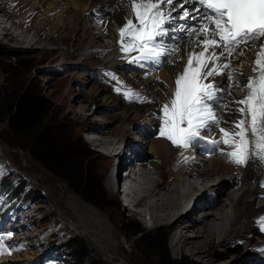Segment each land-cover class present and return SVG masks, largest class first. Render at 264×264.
Wrapping results in <instances>:
<instances>
[{
    "label": "bare ground",
    "instance_id": "obj_1",
    "mask_svg": "<svg viewBox=\"0 0 264 264\" xmlns=\"http://www.w3.org/2000/svg\"><path fill=\"white\" fill-rule=\"evenodd\" d=\"M47 1L35 0V5H45ZM161 7L169 8L170 6L161 5ZM171 7H174L175 11H177L175 4ZM44 9L54 16L53 22L55 24L49 34L50 40L53 39L52 35H55L63 28L61 24L64 22L67 24L66 28L69 33L77 31V29H81L84 33L90 26L92 33L95 34L96 29L92 24V18L90 16L85 17L84 14H91L93 18L96 17L98 19L97 24L102 22L100 27L103 33L99 31L97 33L98 36L104 37L107 34L112 38L113 43L112 45H103L104 47L101 45L103 50L107 51L106 54L108 56L106 60L98 64L96 69L101 67H105L107 70L120 68L123 65V57H139L140 55L139 52L121 50L119 44V29L121 25L126 23L127 18L134 17V12L130 8V0H56L48 7L44 6ZM69 9L72 10V16H67L68 19L66 20ZM31 13L28 11L26 16ZM26 16L24 19H26ZM0 17H2L0 19V39L2 41H11L23 48L42 49L41 52L47 54L49 51L57 50L48 49L45 45L46 43H43L38 37L29 35L27 32L16 34L13 30L17 29L18 21H14V16L7 15L5 9L1 7ZM4 19L7 21L13 19L12 27L2 28L3 22L1 20L5 22ZM82 22L85 24L80 27L78 23ZM75 24L78 25V28H75ZM65 30L63 29L62 33ZM127 38L130 40V37H126V42L128 41ZM198 39L203 40V37ZM60 41L53 42L57 44ZM196 41L195 36L184 41L179 53L172 58L174 63L161 64L159 70L152 69L149 71L147 68L145 71H148L150 80L137 79L135 75H132L133 79L129 84L133 87V93L130 92V98L124 95L129 90L123 88L121 83L115 82V90L125 96L127 102L140 104L132 99L141 101V97L136 95H140L139 93L143 94L144 104L141 107H124L121 110V105H123L121 99L113 95V98L108 97L107 99L103 95L105 94V88L90 79V85L92 84L93 86L83 102L92 101L91 103L95 106L99 103L101 106L111 105L115 110V114L112 119L110 118L109 123L113 125L119 122L128 123L127 126L133 130L129 131L127 127L122 128L119 125L117 130L112 131V133L102 132L104 127H98L94 121L86 119V122H83L79 127V132L86 135L87 142L94 146L95 150H101L107 158L109 157V161L106 162L108 169L111 166L115 168L114 173L109 172L111 176L108 179L105 178L107 179L105 186L107 189H105L108 190L109 195L115 201L120 195L122 188L121 180L124 178V174L121 171L123 169L130 170L126 180H128V189L134 194L132 199L136 201V205L141 206L144 213L149 215L152 227L167 228V232L171 234L170 247L173 254H189L191 258H196L201 264H264V251H262L264 250V230H262L264 201L259 202V209L253 208L258 200L264 199V187L263 189L260 188L261 184L264 183V162L253 161L250 167L236 165L230 157L226 156V153L234 150L230 145L221 144L207 148L197 145L184 149L177 148L170 141L159 139L163 137L160 134L159 137L158 133L157 136L159 138L156 137L157 139L152 140L150 137L159 126H162L163 119L158 120V117L163 116V105L166 103L170 104V98L173 96L175 89V77L183 67L188 53L193 50L196 52L200 51V48L196 46ZM98 43L101 44L97 41L90 43L91 47L89 50L101 48ZM37 45H41V47ZM256 50L252 48L246 56L237 57L234 55L231 58V68L225 70L232 73L231 79L218 75L208 78L209 81L219 82V87L224 90L223 94H219L224 102L214 109L218 115L219 123L214 126V131L208 132L209 138L213 141H221L223 133L220 132V128L231 130L233 122L241 115L235 111L238 107H241V105L234 102L239 99L237 84L245 81L247 77L255 75L251 71L250 65L254 59L252 53ZM78 51H80V48ZM66 56L64 52H60L58 57L56 56L58 63H63ZM224 62L227 61L222 57L216 63L220 65ZM240 73L245 75H240ZM115 75H117V72L107 73L105 80H111ZM79 78H81L80 83L83 86L89 84L84 76L81 75ZM79 78L71 76L70 80H78ZM205 82L207 83L208 81ZM84 90L83 92H85ZM69 93H71V89L67 91V94L64 93L63 95L68 97ZM101 95H103L102 100L99 98ZM78 113L82 114V111ZM108 127L106 126L105 129H108ZM209 127H213L211 122H209ZM203 131L202 129L201 137ZM158 132H160V128ZM133 133H141L143 135V140L139 137V134L136 136L135 141L141 143L138 147H148L150 149L149 154L142 153L137 146L132 148V144H129L130 142H127L125 146L122 145L123 147L121 146V142L125 138L129 141L130 139L134 140L132 135L135 134ZM112 135H116L118 138ZM233 139L238 140L239 138L233 137ZM191 149L195 153H200L201 156L208 153L206 162L198 159L195 154L190 155L191 152L188 154ZM198 161L203 162V164ZM204 163H209V165L206 167ZM135 166L140 167V175L143 177V182L138 184L132 174ZM166 170L171 171V174L166 172ZM163 176L166 177L165 179L170 180V184L166 183ZM250 182L255 185H250ZM234 188H237L236 191H227V189ZM123 206L126 208V205L123 204ZM82 207H84L82 208V212L84 210V218L88 214L91 216V220H96V224L92 232L89 231V227L81 229L78 226L79 234L87 238L91 237V242L108 255L109 259L114 260V255H118L123 246L118 244L116 239H113L112 230L108 228L109 222L98 215L97 210H93L86 205ZM123 214L121 212V215ZM189 223L193 225L191 226ZM83 225L85 226L84 223ZM72 227L77 229V226ZM109 229L110 231L107 232ZM191 229L194 230L195 234L188 236ZM252 235H258L260 241L256 242L255 237ZM227 241H230V243L237 241V243L234 244L229 252L220 253L218 249ZM243 245L244 248L241 247ZM242 250H244L243 255L238 254ZM229 255L242 256L238 260H223ZM10 258L12 257L2 258L0 264L9 262ZM14 260V262L17 261V259ZM29 260L32 259L27 258L26 261ZM10 261L12 260L10 259Z\"/></svg>",
    "mask_w": 264,
    "mask_h": 264
},
{
    "label": "rangeland",
    "instance_id": "obj_2",
    "mask_svg": "<svg viewBox=\"0 0 264 264\" xmlns=\"http://www.w3.org/2000/svg\"><path fill=\"white\" fill-rule=\"evenodd\" d=\"M55 1L48 0L47 3L45 2V5L36 6L35 0H11L12 9L9 8V11L2 7L3 4L0 3V7L5 9L6 14L14 16L15 20L18 21L17 25L20 27L16 25L17 28L24 26L27 28L23 31H16L14 29L13 31L16 34L27 32L29 35L38 37L43 43H46L45 45L48 49H57L52 52L49 51L47 54L42 53V49L33 50L26 47L24 49L16 43L0 39V156H3L2 162L5 161V171L11 172L15 170L17 174H22L23 180L27 179L26 182H29V188L34 191L31 197L22 200L23 204L21 205H17V202L8 204L0 198V237H4L3 245L5 253L0 255V260L3 257H12L10 258L12 261L9 259V262L2 264H39L40 259L44 261L45 259H49L57 264H201L196 258H191L189 254H173L170 247L171 234L167 232V228L152 227L149 220L144 221L137 218L135 214H131L129 208L127 209V207L123 206L121 194L116 201L111 198L105 186L107 179L111 176L109 172L114 173L115 168L111 166L108 169L106 162L109 161V157L107 158L101 150H95V147L87 142L86 135L79 132V127L83 122H86V119L94 121L98 127H104V131L102 132L112 133V131L117 130L119 125L122 128L127 127L129 131L132 129L127 126L128 123L119 122L114 125L109 123L115 114V110L111 105L101 106L99 103L95 106L91 103L92 101H83L93 86L92 84L90 85L91 79L96 84H100L102 88H105V94L103 95L107 99L108 97L113 98V96L121 99L124 105H121V110L124 107H141L144 104L142 99L143 94L136 91L140 94L136 96L141 97V101L132 99L140 104L127 102L125 96L115 90L114 85H116L115 82L121 83L123 88L133 93V87L129 84L133 79L132 75H135L137 79L150 80L148 78L149 74L146 77L143 76L142 71L143 68H146V64L143 62L129 63L128 58L123 57V65L120 68L107 70L105 67H101L100 69H96L98 64L106 60L108 56L106 54L107 51L102 48L104 47L103 45H112L113 43L112 38L107 34L104 37H99L97 34L99 30L96 27L95 34L92 33L90 26H88V29L84 33L81 29L69 33V30L66 28L67 24L64 22L61 24L63 28L55 35H52V40L57 42L61 40L60 43L56 44L50 40L49 34L52 32L55 24L53 22L54 16L48 13L44 9V6L48 7ZM28 11L32 13L26 16ZM25 16L26 19H24ZM67 16H72V10L69 9L66 20L68 19ZM84 16H90L94 26L97 24L98 19L96 17L93 18L91 14H84ZM1 22H3L2 28H6L7 26L4 25V21L1 20ZM84 24L83 22L78 23L80 27H83ZM78 25L75 28H78ZM63 29L66 30L62 33ZM93 41L100 42L101 44L98 43V46L100 45L99 47H101L102 45V47L89 50L91 47L90 43ZM37 46L41 47V45ZM79 48L80 51H78ZM60 52H64L67 55L63 63H58L57 57ZM58 69L60 70V74L55 73V70ZM152 69L148 67L149 71ZM112 71L117 72V75L111 80H105V75L107 73L110 74ZM81 75L89 82L88 85L83 86L80 83L81 78L79 77ZM71 76H76L79 79L70 80ZM27 87L41 93L50 101L52 108L47 118L48 126L49 129L55 132L56 146L68 165L67 167L70 171H73L79 182H83L89 186L94 184L100 186V198L93 197V203L85 200L59 176L53 174L44 164L35 160L30 150L23 149L30 145L31 135L29 133L18 135L10 129L7 118L10 99ZM69 89H71V93L66 97L63 94H67ZM103 95L99 97L101 100L103 99ZM80 111H82V114L78 113ZM162 119L163 116L158 117V120ZM106 126H109L108 129H105ZM159 128L161 126L150 136L152 140L157 139L156 137L159 136ZM133 134L135 135H131L132 138L134 137V140L130 139L129 141L125 138L122 140L121 146H125L127 142H130L129 144H132V148L133 146L138 147L141 143L135 141L136 136L140 134L139 137L142 140L144 137L141 133ZM112 136L116 137V135ZM137 139L139 138L137 137ZM159 139L167 140L165 138ZM205 141L207 140H202L203 145L207 146L211 144V146H214L211 142L205 143ZM221 144L223 143L221 142ZM142 147L139 146V150L144 154H149L150 149L146 146ZM188 154H195L198 159L205 162L208 159V154L201 156L200 153H195L193 149ZM200 164H203V162H200ZM207 165L209 163H204V166L207 167ZM59 170H61L59 173L63 175L64 170L60 168ZM166 172H170L171 174L169 170H166ZM163 178L165 179L166 177L163 176ZM165 181L170 184V180L165 179ZM73 185L80 187L74 183ZM250 185L255 184H251L250 182ZM5 187L7 188V184L2 183L0 185V192H4ZM260 188L263 189L262 186ZM236 189H227V191H236ZM261 201H264V199L258 200L253 208L259 209V202ZM83 205L97 210L98 215L109 222L108 228L112 230L111 235H113V239H116L117 243L123 246L118 255H114V260L109 259L108 255L98 249L91 242V237L87 238L79 234L78 226L81 229L89 227V231L92 232L96 224V220H91L90 215L87 214V217L84 218V210L82 212ZM121 212L124 214L121 215ZM136 223L142 227V232L137 233ZM72 226H77V229ZM159 234L163 236L164 243L166 241L168 252L161 251L159 242L156 240ZM194 234V230L191 229L188 236ZM252 236L255 237L256 242L260 241L258 235ZM144 238H151L149 239L150 242L148 244L147 242H143ZM70 240L78 242V246H75ZM191 240L194 241L193 239ZM229 243L230 241H227L221 246L218 249L219 252H229L237 241ZM83 247L85 248V254L83 253L84 256L82 255L81 257L78 256L77 259L75 251L77 248L79 251ZM241 247L244 248V245ZM123 249L124 251H122ZM244 250L238 254L244 253ZM229 256L223 260H238L241 258V256L235 257L236 255ZM168 257L170 260H168ZM19 258L21 259L19 260ZM27 258L32 260L26 261ZM14 259H17V261L14 262Z\"/></svg>",
    "mask_w": 264,
    "mask_h": 264
},
{
    "label": "snow or ice",
    "instance_id": "obj_3",
    "mask_svg": "<svg viewBox=\"0 0 264 264\" xmlns=\"http://www.w3.org/2000/svg\"><path fill=\"white\" fill-rule=\"evenodd\" d=\"M196 2L201 6L196 12L203 10L198 17L201 23L198 28L186 29L185 25L174 21H187L191 14L185 9L180 16L173 17L172 12L176 9L171 6L175 0H130L134 17L127 18L119 29L120 48L125 52H139V57H134V60L161 65L174 63L171 56L178 50V46L166 49L164 37L176 31L203 36V40L196 41L200 51L188 53L183 67L175 77L170 104L166 103L162 108L160 136L177 148L187 149L200 143L202 129L206 132L214 131V126L219 123L214 109L224 102L217 95L224 90L219 87V82L209 81L208 78L220 75L231 79L232 73L225 70L231 68L233 55L246 56L256 47L250 65L255 75L237 84L239 99L234 102L241 107L235 111L241 115L233 122L231 130L220 128L223 138L214 143L218 145L222 142L232 146L234 150L226 153V156L236 165L250 167L253 161L264 162V0ZM161 5L170 7L166 11ZM191 18L197 19L195 16ZM126 37H130L127 42ZM172 39L177 37L172 36ZM222 57L227 62L218 65L216 62ZM124 95L131 97L130 92ZM209 122L213 127H209ZM261 186L264 187V183ZM3 239L0 237V255L5 254Z\"/></svg>",
    "mask_w": 264,
    "mask_h": 264
},
{
    "label": "trees",
    "instance_id": "obj_4",
    "mask_svg": "<svg viewBox=\"0 0 264 264\" xmlns=\"http://www.w3.org/2000/svg\"><path fill=\"white\" fill-rule=\"evenodd\" d=\"M51 108L50 101L41 93L33 91L28 87L24 88L10 99L7 114L8 125L10 129L18 135L29 133L31 135L30 145L27 147L25 146L26 148L23 149L30 150L31 155L35 160L44 164L46 168H48L53 174L59 176L85 200L93 203V197L97 199L100 198L101 188L97 184L89 186L88 184L86 185L83 182H79L73 171H70L67 167L68 165L65 163L64 158L60 155L58 147L56 146L55 132L49 129L48 126L47 118ZM59 168L64 170L63 175L59 173L61 171ZM1 176L2 174L0 171V177ZM2 183H6L7 188L5 187L4 192H0V196H7L10 194V198H12L11 196L17 198L21 195H23V198H29L34 193L32 189L27 190V183L23 180L22 175L12 174L9 177L0 178V185ZM73 183L80 187H76ZM136 227L137 233L143 231L138 223H136ZM145 239L146 238L142 241L147 242L148 244L150 242L149 239L151 238ZM156 240L159 242L161 251L168 252V245L166 241L164 243L161 234L157 235ZM71 243L78 246V242L74 240H72ZM84 250V247L79 251L78 248L76 249L75 254L77 259L78 256L81 257L83 255ZM168 260H170L169 257Z\"/></svg>",
    "mask_w": 264,
    "mask_h": 264
}]
</instances>
